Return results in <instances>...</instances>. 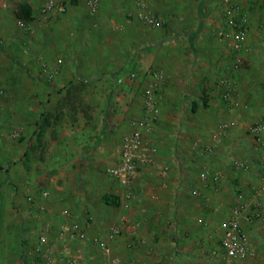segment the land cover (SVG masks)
Wrapping results in <instances>:
<instances>
[{"label": "crops", "instance_id": "obj_1", "mask_svg": "<svg viewBox=\"0 0 264 264\" xmlns=\"http://www.w3.org/2000/svg\"><path fill=\"white\" fill-rule=\"evenodd\" d=\"M2 1L0 21L1 24L6 22L7 26L17 21L14 12L20 2L25 1L31 7L33 21L27 25L34 32L32 38L35 42L27 41L28 47H32L37 57L54 64L57 73L53 77L60 85L70 82L72 76L67 73L65 65L60 64L66 61L61 52L65 53L63 43L74 30L87 32V0H62L66 11L58 16L42 12L47 0H18L10 10L2 8ZM144 2L146 9L142 10L137 0H102L94 14L105 25L107 23L112 31L118 30L120 26V9L130 11L138 19L142 13L152 14L161 25L150 29L157 32L152 44L155 47L143 52L141 57L147 60L142 58L135 66V80H126L120 87H115L113 83L110 97L100 87H93L91 96H80L85 105L84 110L88 109L87 113L78 111L71 119H61L58 125L56 121L50 123L44 133L42 147L46 156L58 159L54 167L49 168L56 175H52L49 180L52 195L48 189L49 197L38 202L46 207L47 218L54 225L64 220L61 215L63 211L86 214L90 218V237L98 234L109 220H127L129 224L124 225L122 236L112 244V254L120 257L121 264H216L211 251L218 246V225L228 218L232 207L252 198L263 174L259 165V151L246 133L252 124L264 119V90L259 91V85L264 84V68L251 67L239 73L238 84H235L232 93L239 108L220 105L218 97L222 90L219 88L210 93L212 101H207L212 105V118L207 116L189 123L185 119L186 109L192 114L204 111L199 107L204 102L203 96L200 98L199 86L207 75L206 71L213 69L206 62L204 65L207 66L203 67L206 73L195 66V59L206 60L203 55L206 46L210 55L216 46L215 40L205 39L207 30L211 28L204 21L205 4L203 0ZM47 17L49 20L46 21ZM75 34L78 35L77 32ZM248 42H252L249 36ZM81 50L67 51L72 54L80 53ZM248 51L251 52L252 48ZM248 61L257 64L260 61L264 65V54L252 52ZM151 65L166 68L167 83L160 87L158 115L153 130L143 135L142 142L155 148L150 156L157 163L168 165L169 171L165 178H159L152 167L144 166L133 187L143 194L134 204L136 208L130 206L132 200L124 202L120 198L121 189L117 184L115 195L118 205L109 206L103 202L104 196L111 195L108 186L103 185L104 194L99 198L95 193L100 192L102 187L97 180L87 179L85 183L81 178L83 174H93V178L116 162L121 138L129 131L128 121L141 110L139 94L149 83L145 73ZM236 79L235 76V83ZM181 81H184L185 88L180 87ZM114 91L117 92L116 96ZM215 97L217 99L214 101ZM178 108H184V113L178 115L175 111ZM215 116L219 119L213 122L211 119ZM211 121V128L203 133V124ZM220 122H232L234 126L220 135L211 153L198 151L203 145L209 144L210 134ZM189 129L193 131L187 132ZM180 130L185 132L178 134ZM262 140L264 142V135ZM194 143H197L196 147ZM189 158L196 160L195 164L191 165ZM235 160L247 162L249 169L236 168L233 166ZM204 169L210 174L218 172L223 177L217 183L211 179L203 181L200 174ZM182 176L185 182L180 183L178 179ZM110 180L115 182L111 177ZM26 209L25 200L19 196L13 202L8 199L0 202V264H34V241L27 238L26 229V226L34 225L30 217L24 222L22 242L14 244L17 217L14 210L29 216ZM175 220L179 222V227H175ZM133 222L137 227L131 225ZM191 235L196 240H190ZM96 257L95 250L89 248L84 251L81 264H92ZM250 263L251 260H248L246 264Z\"/></svg>", "mask_w": 264, "mask_h": 264}, {"label": "rangeland", "instance_id": "obj_2", "mask_svg": "<svg viewBox=\"0 0 264 264\" xmlns=\"http://www.w3.org/2000/svg\"><path fill=\"white\" fill-rule=\"evenodd\" d=\"M16 2L18 0H3L1 6L3 9L10 10ZM203 2L205 24L208 27L211 25L205 34V39L215 40L216 46L213 48L214 53L210 55L205 43V52L201 53L206 56V60L195 59V66L200 71L205 72L203 67L207 65L213 69L208 68L209 71H206L207 75L199 86L200 98L202 96L204 98V102L199 107L204 111L192 114L189 109H186L185 119L189 123L200 121L207 116L212 118V105L207 103L208 100L212 101L211 92L220 88V91L222 90L221 96L218 97L220 105H227L222 95L225 90L234 93L233 87L238 84L239 73H244L251 67L264 68L260 61L258 64L248 61L252 52L264 54V0H203ZM233 13L246 14L249 18L248 36L252 44L247 43V36L244 47L240 51L234 50L226 34L230 29L226 24L227 18L233 16ZM118 17L121 22L116 19L120 25L116 31H112L107 23L105 25L98 15L89 14L87 32L74 30L73 34L70 33L71 36L63 43L65 53L61 52L66 61H59L61 65H65L69 76H72L71 81L65 85H60L54 77L49 75L54 64L37 57L32 47H28L27 41L34 43L35 40L32 38L34 32L27 24L16 21L7 26L6 22L1 24L0 21V202L4 199L13 202L18 196L25 200L28 195L34 196L39 201L41 192L48 189L52 195L49 180L52 175H56V172H52L49 168L52 169L54 162L58 159L46 156L42 147V139L50 123L56 121L58 125L61 119L72 118L78 111L87 113L88 109L84 110L85 105L82 104L81 95L91 96L92 88L100 87L103 93L110 97L116 75L121 72H135L138 62L142 58L147 60L146 57L141 56L144 51L148 52L155 47L152 44L156 40L157 32L147 28L130 11L120 9ZM47 20H49L48 17ZM76 32L78 35L75 34ZM86 35L91 37H85ZM75 40L77 44L73 42ZM79 48L82 49V53H68L69 50L72 52ZM250 48H252L251 52L248 51ZM207 56L215 61L210 62ZM204 62L207 65H204ZM60 64L57 65L60 66ZM147 69L159 70L166 74L164 66L151 65ZM140 74L139 71L138 75ZM182 82L184 81L180 82V87L185 88ZM222 82L225 83L221 84ZM166 83L165 78L163 86ZM259 86V91H263L264 84ZM216 99L217 97L214 101ZM175 111L178 115L180 112L183 114L184 108H178ZM218 119L215 116L211 120L215 122ZM213 122L204 123L202 132L210 129ZM190 131L193 130L189 129L187 132ZM184 132L180 130L178 134ZM195 161L189 158L191 165L195 164ZM91 175L83 174L81 180L85 183L87 179L97 180L102 189L100 192L96 191V197H103L102 190H105L103 185L108 186L107 189L112 196H116L118 189L116 182L110 180L106 169L98 172L93 178ZM183 176L178 179L180 183L185 182ZM133 190L130 206L135 209L134 204L137 199L142 198L143 194L139 192V189L133 188ZM14 211L17 215L14 229L16 243L14 244L19 245L22 242L21 233L25 227L24 222L29 216L21 211ZM113 221L109 220L105 225ZM203 223L202 221L201 224ZM26 227L27 236L30 241H34L32 226ZM175 227H179V222L176 220ZM243 229L248 232L254 244L255 253L250 259V264H264V224L257 220L243 221ZM189 239L196 240L194 235H191Z\"/></svg>", "mask_w": 264, "mask_h": 264}, {"label": "built area", "instance_id": "obj_3", "mask_svg": "<svg viewBox=\"0 0 264 264\" xmlns=\"http://www.w3.org/2000/svg\"><path fill=\"white\" fill-rule=\"evenodd\" d=\"M102 0H87V8L90 15H94ZM140 8L146 9L144 0H137ZM66 6L62 0H47L42 12L50 16L64 14ZM234 14V13H233ZM233 17H235L233 19ZM139 20L149 29L159 27L161 24L156 17L149 13L139 15ZM226 24L230 28L227 37L232 47L240 51L245 44L249 32V18L246 14L233 15L227 18ZM57 73L52 68L49 75L53 77ZM149 83L140 92L141 110L139 114L128 121L129 131L121 138L116 162L106 169L109 177L113 178L121 189L120 198L124 202L133 199L134 183L144 166L154 169L155 175L165 178L169 167L159 164L150 156L155 152L151 144H143V135L152 132L153 125L157 120V103L160 87L165 83V75L162 71L147 70ZM136 78L134 72H123L114 79L115 87H120L126 80L133 81ZM225 82H222L223 84ZM114 91V95L116 96ZM223 99L231 109L239 108L240 105L232 96L231 91L225 90ZM234 126V123L220 122L210 134L209 144L203 145L198 151L211 153L220 139V135ZM264 119L252 124L246 133L254 147L259 151V165L263 172L261 181L252 198L239 203L230 209L228 218L218 225L220 237L217 249L211 251V257L216 264H246L254 253V244L249 234L243 229V221L257 220L264 224ZM249 139V140H250ZM197 143H194L196 147ZM233 166L248 170L249 164L235 160ZM201 179H208L217 183L222 179V174L216 172L210 174L207 169L202 170ZM40 199L49 197L48 191L41 192ZM27 214L33 220L32 232L34 233L33 251L35 254L34 264H81L84 251L93 248L97 253L95 262L92 264H121L119 256L112 254L114 244L123 234L124 225L129 224L125 219L107 224L98 234L93 237L88 235L90 218L82 212L63 211V221L53 224L47 218L46 207L40 204L32 195L25 198ZM134 228L137 224H131ZM29 239V236L27 237Z\"/></svg>", "mask_w": 264, "mask_h": 264}, {"label": "trees", "instance_id": "obj_4", "mask_svg": "<svg viewBox=\"0 0 264 264\" xmlns=\"http://www.w3.org/2000/svg\"><path fill=\"white\" fill-rule=\"evenodd\" d=\"M14 18L23 24H28L33 21L32 17V9L31 7L25 2L22 1L18 4L16 11L14 12ZM194 36L190 38L192 40ZM103 202L109 206H117L118 205V197L106 195L103 197Z\"/></svg>", "mask_w": 264, "mask_h": 264}]
</instances>
